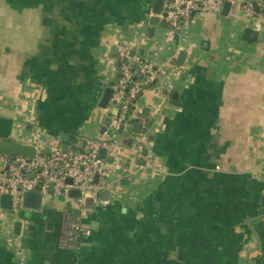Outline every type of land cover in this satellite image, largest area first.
Masks as SVG:
<instances>
[{"label": "crops", "instance_id": "0c3cea01", "mask_svg": "<svg viewBox=\"0 0 264 264\" xmlns=\"http://www.w3.org/2000/svg\"><path fill=\"white\" fill-rule=\"evenodd\" d=\"M236 1L174 33L150 25L155 0H0V142L102 138L118 44L167 68L132 114L145 140L124 133L106 160L109 205L0 208V264H264V15ZM64 212L92 230L84 245L62 243Z\"/></svg>", "mask_w": 264, "mask_h": 264}, {"label": "built area", "instance_id": "2783aa9c", "mask_svg": "<svg viewBox=\"0 0 264 264\" xmlns=\"http://www.w3.org/2000/svg\"><path fill=\"white\" fill-rule=\"evenodd\" d=\"M226 1L231 5L237 3L236 0H165L163 12L167 14L169 29L176 33L189 28L197 14L215 11ZM243 10L248 18L263 16L264 0H244ZM142 58L127 45L118 44L116 59L117 63H122V78L118 79L113 87L111 102L115 103L116 112L111 116L112 122L106 126L102 138L83 141L84 147L80 152L78 141H75L73 147L69 145L68 152L63 150L64 145H58L51 147L50 153L39 149L32 159L0 155V198L4 195L12 197L13 213L23 209L24 194L31 191L39 192L43 200L64 199L72 209L80 211L81 215L87 214L89 199L101 207L109 205V202L100 196L108 185L110 174L106 160L116 155L121 147L123 134H132V111L144 91L157 86L167 74L166 67L144 61ZM136 65L138 67L134 70ZM121 127H124L122 135L118 132ZM136 135L142 141L146 138L144 132ZM140 149L142 152L143 149ZM102 150L108 153L106 160L101 158ZM142 158L144 163L138 166L139 170L152 166L151 158L147 155ZM69 179L72 180L71 183L68 182ZM52 185L53 191H50ZM73 190L79 191L80 196L72 197L70 193ZM62 219L65 224L62 239L64 246L84 245V237L89 238L92 230L81 222L70 220L68 212L63 213Z\"/></svg>", "mask_w": 264, "mask_h": 264}, {"label": "water", "instance_id": "95a60500", "mask_svg": "<svg viewBox=\"0 0 264 264\" xmlns=\"http://www.w3.org/2000/svg\"><path fill=\"white\" fill-rule=\"evenodd\" d=\"M165 0H155L154 3V8H153V17L150 19V25L157 26L159 24H161L162 26L166 27L167 26V14L163 12V6H164ZM231 7L230 3H226L224 5V10L225 13L229 12ZM154 33V29L152 28L150 30V36L152 37ZM112 53L114 55H117V48L113 47ZM141 57L144 56V50L141 51ZM187 53L185 51H182L177 59V64L179 66H183V64L185 63V59H186ZM114 94V90L109 87L105 90V93L102 97V100L100 102V108L102 109H108L110 107V103L112 100ZM113 105H115V103H113ZM149 109L145 110V113L148 112ZM146 115V114H145ZM112 122L111 117H109L106 121V124L109 126ZM140 129H141V125L137 124L134 126L133 128V132L134 133H140ZM106 129L103 130V133H105ZM119 134H123L124 133V127H121L119 129ZM125 140L123 141V144L126 146H129L131 143V139H130V134H125L124 135ZM63 142H65V145L63 146V150L65 152H68L69 150V145L67 144L69 142V137L68 135H63V137H61ZM84 147V142L80 141L78 143V152H80V150ZM51 148H49V153H50ZM38 149L37 147L33 146V145H25L22 143H15V142H10V141H1L0 142V155L1 154H11L15 157H21V158H28V159H32L34 158V156L37 154ZM107 151L106 150H102L101 152V158L106 160L107 158ZM113 159H110V161H112ZM96 181H98V178H96ZM69 183L72 182L71 179L68 180ZM50 191H53V185L50 188ZM70 195L72 197H79L80 196V192L73 190ZM43 203V196L36 191H31V192H26L24 194V199H23V208L27 209V210H31V211H39L41 209ZM88 204L89 205H93V200L89 199L88 200ZM0 208L5 210V211H9L11 213H13L14 211V207H13V200L12 197L10 195H4L0 198ZM78 210L74 211V213L78 214ZM22 233V222L21 221H16L14 223V234L16 236H20Z\"/></svg>", "mask_w": 264, "mask_h": 264}, {"label": "trees", "instance_id": "16d2710c", "mask_svg": "<svg viewBox=\"0 0 264 264\" xmlns=\"http://www.w3.org/2000/svg\"><path fill=\"white\" fill-rule=\"evenodd\" d=\"M142 60H144L145 61V58H142ZM137 65L136 66H134L133 67V69L134 70H136L137 69ZM117 69H118V77H117V80L118 79H120V78H122V74H121V69H122V63H117ZM141 98V97H140ZM132 112H134V110L132 111ZM132 123H133V121H132ZM68 145H71V143H68ZM9 156H13V155H11V154H8Z\"/></svg>", "mask_w": 264, "mask_h": 264}, {"label": "rangeland", "instance_id": "374dc122", "mask_svg": "<svg viewBox=\"0 0 264 264\" xmlns=\"http://www.w3.org/2000/svg\"><path fill=\"white\" fill-rule=\"evenodd\" d=\"M110 110H113V107H109Z\"/></svg>", "mask_w": 264, "mask_h": 264}]
</instances>
